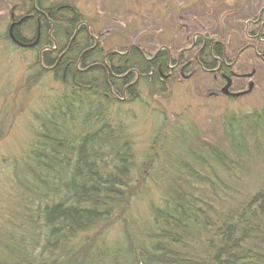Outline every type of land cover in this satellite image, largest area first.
<instances>
[{"label": "trees", "instance_id": "16d2710c", "mask_svg": "<svg viewBox=\"0 0 264 264\" xmlns=\"http://www.w3.org/2000/svg\"><path fill=\"white\" fill-rule=\"evenodd\" d=\"M26 3L25 21L9 28L36 55L24 86L51 80L0 164V264H264V107L226 108L212 141L143 100L168 93L170 50L107 52L70 1L21 0V11ZM193 41V63L215 73L226 45ZM221 67L233 79L236 68ZM156 110L160 126L139 156L140 113ZM7 134L0 126V142Z\"/></svg>", "mask_w": 264, "mask_h": 264}, {"label": "rangeland", "instance_id": "374dc122", "mask_svg": "<svg viewBox=\"0 0 264 264\" xmlns=\"http://www.w3.org/2000/svg\"><path fill=\"white\" fill-rule=\"evenodd\" d=\"M18 1L0 0V126L8 133L0 142V164L20 145L21 134L32 121L28 106L39 94L47 93L44 83L51 80L44 76L38 88L26 90L25 76L36 60L35 52L9 44L1 36ZM68 1L90 21L102 47L119 51L135 44L151 54L165 47L178 62L190 63L189 72L182 73V66L176 67L168 93L144 95L143 100L150 102V108L165 110L171 122L180 121L184 115L215 141L222 132L226 108L250 112L264 107V62L252 49L253 45L260 46L263 51L264 43L248 36L257 31L264 33V0ZM258 18L259 22H255ZM196 34L221 41L231 57L239 53L233 79L226 82L193 63L194 50L187 48ZM156 113L157 110L151 115L146 111L140 113L139 129L134 130L133 137L139 156H144L156 134L153 123L157 121L156 127L160 126Z\"/></svg>", "mask_w": 264, "mask_h": 264}, {"label": "flooded vegetation", "instance_id": "af4514ba", "mask_svg": "<svg viewBox=\"0 0 264 264\" xmlns=\"http://www.w3.org/2000/svg\"><path fill=\"white\" fill-rule=\"evenodd\" d=\"M20 4H21V0H19L17 3H15V5H14V10L15 11L13 10L11 12L10 18L7 21L6 30L1 35L6 40L9 41V44H12L13 43L14 45H16V43L13 40V34H11V31H9V28H11L12 24L13 23H16L18 21V19H22L20 21H25L23 17L26 15L27 9H30V4L29 3H26L25 11H21ZM22 36H24L27 40H30L31 39L30 36L28 34L24 33V32H22ZM196 44L197 43L195 41H193V46L187 48V50L192 51V49L196 46ZM251 46L252 45L249 46V44L247 45V47H250V48H251ZM18 48H21V49L25 50V49L29 48V46H27V44H25V43H23V44L20 43V44H18ZM30 48H32V47H30ZM102 49L104 51H107V52L110 51L109 49H106L105 47H103ZM225 54L226 55L224 57L222 56V57L217 58V60H219V67L215 71V74H217L219 76H221L218 73V71L220 70V68H222L221 66H233V67H235V64H236V61H237V57L239 56V53H237L234 57H231L230 54H229V52H227V51H225ZM258 55H259L260 58H264V51L258 52ZM174 60H176V58H174ZM180 64H181V62L179 61L175 66H177V67L178 66H190V63L189 62H187V64H182V65H180ZM203 66L204 65H200V67L202 68V70L208 73L209 71L207 69L203 68ZM175 69L176 68H174V70ZM210 73H214V72H210ZM221 78L224 80L223 75L221 76Z\"/></svg>", "mask_w": 264, "mask_h": 264}]
</instances>
